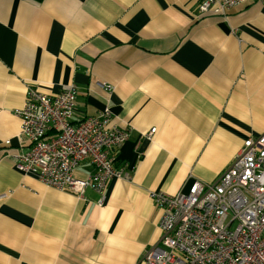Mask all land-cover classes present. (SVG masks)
<instances>
[{
    "label": "crops",
    "instance_id": "1",
    "mask_svg": "<svg viewBox=\"0 0 264 264\" xmlns=\"http://www.w3.org/2000/svg\"><path fill=\"white\" fill-rule=\"evenodd\" d=\"M29 82H74V120L110 105L132 126L116 152L129 176L102 202L15 166ZM262 131L264 0L224 14L199 0H0V264H141L162 233L151 192L213 180ZM93 170L85 159L74 173Z\"/></svg>",
    "mask_w": 264,
    "mask_h": 264
},
{
    "label": "built area",
    "instance_id": "2",
    "mask_svg": "<svg viewBox=\"0 0 264 264\" xmlns=\"http://www.w3.org/2000/svg\"><path fill=\"white\" fill-rule=\"evenodd\" d=\"M244 1L199 0V9L224 14ZM77 93L74 82L56 92L27 83L23 103L15 109L21 120L18 136L27 143L15 154V166L79 195L93 188L102 202L111 178L129 176L116 165V152L132 126L113 122L110 105L74 120ZM155 131L151 127L147 136ZM85 159L94 170L78 176L74 170ZM151 196L161 209L162 233L144 249L141 264H264V131L245 137L213 180L197 178L188 190H154Z\"/></svg>",
    "mask_w": 264,
    "mask_h": 264
},
{
    "label": "trees",
    "instance_id": "3",
    "mask_svg": "<svg viewBox=\"0 0 264 264\" xmlns=\"http://www.w3.org/2000/svg\"><path fill=\"white\" fill-rule=\"evenodd\" d=\"M38 1H40V0H38Z\"/></svg>",
    "mask_w": 264,
    "mask_h": 264
}]
</instances>
